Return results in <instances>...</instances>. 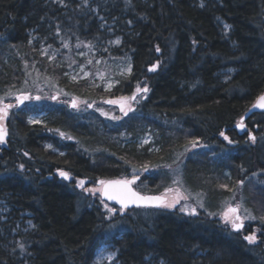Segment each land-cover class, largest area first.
Returning <instances> with one entry per match:
<instances>
[{"label":"trees","instance_id":"trees-1","mask_svg":"<svg viewBox=\"0 0 264 264\" xmlns=\"http://www.w3.org/2000/svg\"><path fill=\"white\" fill-rule=\"evenodd\" d=\"M202 1L94 0L101 25L75 0L67 7L0 0L2 101H10L3 99L10 90L29 88V75L98 107L136 96L127 115L114 107L115 119L54 101L7 116L0 208L9 212L0 213V264H94L103 245L115 248L118 264H264V110L243 118L264 94V0ZM114 36L121 43L110 55L128 56L130 72L110 90L88 78L69 81L75 47ZM138 85L148 91L138 93ZM37 111L46 112L44 123L27 120ZM146 131L152 142L140 146ZM134 176L144 193H161L178 177L201 197L190 200L195 214L141 206L108 215L105 205L121 207L84 194L74 181ZM239 199L256 218L237 231L222 213ZM28 220L31 229L12 234ZM253 233L254 243L244 239Z\"/></svg>","mask_w":264,"mask_h":264},{"label":"rangeland","instance_id":"rangeland-1","mask_svg":"<svg viewBox=\"0 0 264 264\" xmlns=\"http://www.w3.org/2000/svg\"><path fill=\"white\" fill-rule=\"evenodd\" d=\"M51 1L54 4H57L61 7H67L72 0H46ZM78 2L77 7H84L88 12L95 15L96 21L100 23L101 25H104V19L102 16L99 15L96 5L94 4V0H75ZM200 4H203V1L200 0ZM218 23L223 27L224 33L228 34L229 27L226 25L225 22L222 20H219ZM107 25H110L107 23ZM111 31V30H110ZM119 40V43H116V41ZM121 43V38L114 36L109 38L106 42H102L100 44H79L75 48L74 55L77 57L74 62L69 65L68 71L66 72V75L68 76L69 81L76 82L81 79H89L90 82H95L96 85H101L104 89L110 90L114 85L118 82V77L122 75L128 74L131 69V62L130 58L128 56H111L110 55V49L111 46H117ZM29 88H26L25 86H21L16 90H10L9 93L6 94V96L3 99L10 100V101H2V98H0V106H3L4 104H11L13 105L12 108L8 109V115L13 111L17 109H21L23 107L30 106L32 107L34 103L44 102V101H50L54 104L58 105H65L67 108H70L72 111L77 112L79 114H83L88 110H95L99 114L102 115H108V116H114L113 112L115 110L114 107H116L120 113H124L120 110V103H108L107 107H102L97 105L96 100L89 99L87 97L78 96L74 93L68 92L61 87H59L57 84L52 82L48 77H40L38 75L32 76L29 75ZM17 97H30L29 99H25L23 103L18 104L17 103ZM39 97V99H36ZM77 101V107H72V101ZM120 98H113L109 101H119ZM126 105H129L131 108H133L134 100H127L124 102ZM91 105V107H89ZM7 115V116H8ZM46 112L45 111H37V112H30L27 116V120L33 121L30 123H44ZM7 118V117H6ZM5 118V119H6ZM5 119L0 122L4 126ZM5 128V127H4ZM152 142V136L150 131H146L142 136L137 138L136 143L138 145H145L147 143ZM154 148V146H153ZM230 148H226L224 151L229 150ZM64 170H59L58 174ZM227 176H229V172L225 173ZM174 176H177L175 173ZM127 179V177H125ZM79 180L85 181V188L87 189H95L101 187L100 184H93L88 185V180L86 178H74L75 185L78 189H81V191L90 196L99 195L100 192H88L84 189L77 186V182ZM175 186L167 188V190H164L160 194L164 195L168 202H172L174 199L179 198V203L176 204L175 207H177L179 210L183 207L185 208V212H191V209H194L195 206L191 204L190 200L197 199L198 202L201 200L198 198L201 197H194L190 195L183 186L179 183L178 177L174 178ZM134 186V184H132ZM135 188V187H134ZM137 189V188H135ZM171 191H168V190ZM138 190V189H137ZM144 193V192H142ZM83 195V194H82ZM240 196V195H239ZM241 199V197H240ZM237 202H227L225 210L227 211V208L229 206L236 207L237 205L240 206L238 215L241 217L242 222L245 223L246 221H251L253 219H250L248 217H252L251 212L243 205L242 200ZM195 201V200H194ZM109 203V202H108ZM174 207V208H175ZM108 208H112L109 205H107L106 210L107 214L110 215L108 212ZM174 208H166V207H157L156 209H174ZM144 209V208H143ZM224 210V211H225ZM120 211V209H116V212ZM9 212L8 207H1L0 213L1 214H7ZM24 226H21L20 224L15 225V230L12 231V234L16 232V230L26 231L32 228V223L30 220L27 222L25 221L23 223ZM118 228V226H115ZM114 228V227H113ZM115 228V229H116ZM116 250L110 245H103L99 247L94 256V264H118L116 260ZM160 264V262H159Z\"/></svg>","mask_w":264,"mask_h":264},{"label":"snow or ice","instance_id":"snow-or-ice-1","mask_svg":"<svg viewBox=\"0 0 264 264\" xmlns=\"http://www.w3.org/2000/svg\"><path fill=\"white\" fill-rule=\"evenodd\" d=\"M116 43H119V40L116 41ZM157 51H159V48H157ZM156 68L155 65H153L152 68L149 69V71H154ZM130 71V69H129ZM136 91L139 92H147L148 89L140 88L139 85L137 86ZM30 97H17V103H23L25 99H29ZM36 99H39L37 97ZM135 100L136 96L135 94L132 97H121L119 101H106L107 103L113 104V103H120V110L124 112L125 115L128 114L129 111H132L131 107L129 105H126L124 102L127 100ZM13 107L11 104H4L3 106H0V122H2L8 115V109ZM72 107H77V101H72ZM91 107V105H89ZM253 107H259L264 108V95H261L256 104L253 105ZM103 114V113H102ZM115 119V117H113ZM33 122V121H30ZM237 127L243 129L244 123L243 119H241L240 122H238ZM7 134L6 129L4 128L3 124L0 123V143H4V138ZM63 135V134H62ZM221 136L224 137L225 140H227L229 143H232V141L229 139L228 136L225 135L224 132L220 133ZM253 141L255 140L254 136L250 137ZM193 146L196 145V141H193ZM27 155V153H25ZM21 168H23V165H21ZM60 176L63 177L65 180L69 179V173L61 171ZM139 179L138 176H134L130 180H119V181H105L101 180L99 181V184L101 187L95 188V189H87L85 188V181L79 180L77 182V186L84 189L88 192H100L102 196L107 197L109 200H115L117 203L121 205V211L126 209L130 204H134L137 206L140 205H151L155 207H166V208H174L176 204L179 203V198L174 199L172 202H168L165 197H159V196H143L140 193L134 191L131 187L132 184L136 182V180ZM241 183H243L241 181ZM222 187H226L222 185ZM168 191H171L170 189ZM107 207V205H105ZM240 206L237 205L236 207L229 206L227 208V211L222 213V216L226 223H231L232 228L234 230L239 231L243 227V222L241 220V217L238 215ZM182 212L185 211V208L180 209ZM191 214H195V209H191ZM108 212L110 214H114L116 212V209L114 208H108ZM250 219H255L256 217H248ZM246 241L249 243H254L256 241V235L253 233L251 235H246L244 237ZM23 247V245H21Z\"/></svg>","mask_w":264,"mask_h":264},{"label":"water","instance_id":"water-1","mask_svg":"<svg viewBox=\"0 0 264 264\" xmlns=\"http://www.w3.org/2000/svg\"><path fill=\"white\" fill-rule=\"evenodd\" d=\"M262 95H264V94H262ZM260 96H261V95H260ZM260 96H259V97H260ZM259 97H258V98H259ZM258 98L254 101V103L251 105V107L249 108V110L244 114L243 118L247 117V115H249V114H250L251 112H253V111H261V110H264V108L253 107V105L256 104ZM62 178H63V177H62ZM130 179H132V178H129V179H123V178H122V179H108V180H105V181H119V180H130ZM99 181H101V180H98V181H97V184H98V185H99ZM131 187H132V189H133L134 191L140 193V194L143 195V196H159V197H165L164 195L159 194V193H145V194H144V193H141V192L137 191V190L133 187V185H131ZM100 197H101L103 200H105V201H108V202H111V203H115L116 205H118V206L121 207V205H120L119 203H117L115 200H109V199H107V197L102 196L101 193H100ZM140 206H146V205H140ZM147 206H151V205H147ZM128 207H137V205L130 204Z\"/></svg>","mask_w":264,"mask_h":264},{"label":"flooded vegetation","instance_id":"flooded-vegetation-1","mask_svg":"<svg viewBox=\"0 0 264 264\" xmlns=\"http://www.w3.org/2000/svg\"><path fill=\"white\" fill-rule=\"evenodd\" d=\"M12 108V107H11ZM4 127H5V129H6V131H8V129H7V118L5 119V122H4ZM8 135V133L6 134V136ZM244 225V224H243ZM231 227H232V225H231ZM243 228V227H242Z\"/></svg>","mask_w":264,"mask_h":264}]
</instances>
